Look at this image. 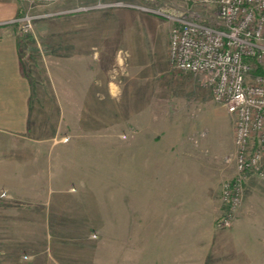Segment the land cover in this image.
<instances>
[{"label":"crops","instance_id":"crops-1","mask_svg":"<svg viewBox=\"0 0 264 264\" xmlns=\"http://www.w3.org/2000/svg\"><path fill=\"white\" fill-rule=\"evenodd\" d=\"M27 2L0 0V21L27 11ZM174 3L168 8L183 10ZM126 15L134 16L77 13L70 24L57 19L22 37L0 26V242L14 234L17 196L75 225L119 227L115 240L130 243L133 264H254L234 241L251 236L248 202L221 227L222 177L178 153L156 105L137 104L152 97L148 76H121L122 53L142 57L145 49L141 22L127 27Z\"/></svg>","mask_w":264,"mask_h":264},{"label":"rangeland","instance_id":"rangeland-1","mask_svg":"<svg viewBox=\"0 0 264 264\" xmlns=\"http://www.w3.org/2000/svg\"><path fill=\"white\" fill-rule=\"evenodd\" d=\"M23 1H28L27 11H20L9 21H0L7 22L3 25H13L21 37L31 34L37 25H47L48 22H55L57 19L63 20L61 23L63 25L70 24V17L76 16L77 13H95L104 10L109 12L119 9L131 11L134 16H124L121 23L128 27L132 19L141 22L137 26L142 25L143 29L138 36L145 49L142 57L133 58L127 55V51L123 52V66L118 69V65H112V74L114 75L116 72L114 69L117 68L121 76L133 72L148 76L143 79V88L147 89L148 95L151 94L152 97L148 99L139 97L137 104H147L148 100L158 107L160 129L168 128L164 130H168L167 134L177 142L175 148L178 153H182L184 157L188 156L193 164H200V169H203L205 163L209 173H217L222 177V186L224 182L235 177L234 118L224 105L215 100L211 88L204 85L200 75L181 71L172 66L168 55L170 20L163 15L145 12L140 8L113 6L64 12L76 7L69 4L65 6L71 0L46 4ZM123 1L135 2V0ZM62 2L64 5L58 7L57 5ZM100 2L105 1L97 0L80 5H96ZM136 2L149 3L151 6L158 4L149 0H136ZM160 2L166 8L175 4L168 0ZM58 11L60 13L57 14ZM26 13L45 15L34 19L33 28L25 32L21 29L20 23L14 20ZM109 24L114 25L113 22ZM127 38L128 34H124L121 41L125 42ZM166 123L170 125L166 126ZM247 202L249 205L246 211H251V219L245 229L252 230L249 233L251 236L246 241L245 235L234 241L238 247L244 243L247 251L253 253L248 261L264 264V236L262 237L264 176L251 174L244 180L241 204L230 225L233 224L243 203ZM9 212L15 218V225L9 233L14 234L9 236L8 242H0V264H133L132 260L130 262L126 259L127 246L130 243L115 240L119 227H111V230H108L102 226L75 225L69 218L70 215L68 218H59L54 211H47L43 203L18 199L17 196L14 200V209ZM106 233L111 234L110 240L104 239ZM238 257L236 259L239 260Z\"/></svg>","mask_w":264,"mask_h":264},{"label":"built area","instance_id":"built-area-1","mask_svg":"<svg viewBox=\"0 0 264 264\" xmlns=\"http://www.w3.org/2000/svg\"><path fill=\"white\" fill-rule=\"evenodd\" d=\"M29 1L46 4L59 0ZM149 1L158 4L117 0L64 12L121 6L170 20L172 66L200 75L215 100L234 118L236 175L222 186L225 208L219 218L220 226L227 227L241 204L244 180L251 174L264 176V0H168L182 3L183 10L162 6L163 0ZM44 15L26 13L14 21L28 32L33 20Z\"/></svg>","mask_w":264,"mask_h":264},{"label":"trees","instance_id":"trees-1","mask_svg":"<svg viewBox=\"0 0 264 264\" xmlns=\"http://www.w3.org/2000/svg\"><path fill=\"white\" fill-rule=\"evenodd\" d=\"M20 53L23 54L21 47H20ZM218 224H220V219H218Z\"/></svg>","mask_w":264,"mask_h":264}]
</instances>
